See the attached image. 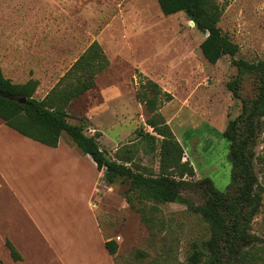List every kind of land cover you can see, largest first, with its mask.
Returning a JSON list of instances; mask_svg holds the SVG:
<instances>
[{
    "label": "rangeland",
    "instance_id": "374dc122",
    "mask_svg": "<svg viewBox=\"0 0 264 264\" xmlns=\"http://www.w3.org/2000/svg\"><path fill=\"white\" fill-rule=\"evenodd\" d=\"M218 1L223 10L217 25L238 50L211 64L199 49L204 33L183 11L163 14L156 0H0V52L7 51L0 55V69L15 82L38 79L34 96L41 98L96 40L108 65L95 75L92 88L66 106L67 120L83 124L88 134H102L99 143L109 158L127 159L126 165L157 173L158 148H151L141 135L151 131L145 123L149 112L135 97L145 75L173 96L159 110L181 142L182 160L193 168L185 178L209 177L225 191L231 163L222 131L240 113L241 100L255 96L257 86L256 76L244 73L240 98H234L226 86L237 77L230 60L255 63L264 58V0ZM253 152L254 172L264 186V117L258 120ZM30 192L34 194H26ZM182 194L193 203L204 198L194 186ZM93 200L104 237L118 245L114 264H189V244L209 235L207 223L185 204L154 202L127 180L100 181ZM15 204L8 191L0 189V213L7 209L16 215L11 232L24 261H11L5 241H0V264H58ZM38 214L43 225L51 222V212ZM251 232L264 237V192ZM70 248L73 261L83 255L80 248Z\"/></svg>",
    "mask_w": 264,
    "mask_h": 264
},
{
    "label": "trees",
    "instance_id": "16d2710c",
    "mask_svg": "<svg viewBox=\"0 0 264 264\" xmlns=\"http://www.w3.org/2000/svg\"><path fill=\"white\" fill-rule=\"evenodd\" d=\"M156 1L163 14L183 11L197 29L207 32L199 43L207 62L214 64L223 55L234 56L237 52L238 45L222 34L217 25L223 10L218 0ZM108 62L100 45L92 40L41 98L34 96L37 79L14 82L0 70V119L22 135L48 146H56L60 133L65 132L84 154L90 156L96 168L103 170L106 182L127 180L145 198L158 203H182L199 214L207 223L209 235L189 244L186 257L189 264L263 262L264 237L251 232V221L259 210L264 192L253 168L258 120L264 117V58L255 63L242 58L230 60L237 69V77L226 86L234 98H240L239 79L244 73L254 74L257 86L255 96L241 100L240 113L230 119L222 131V136L229 141L231 163L230 183L225 191L216 188L209 177L195 181L185 178L193 174V168L188 160H182L183 148L159 110L173 96L145 75L139 79L135 97L149 112L145 123L151 131L141 135L151 148H158L157 173H146L126 165L127 159L118 162L109 158L98 141L99 132L87 134L83 124L67 120L66 106L93 87L95 75L104 70ZM21 97H25L22 103L17 101ZM192 186L202 190L201 203H193L182 194L183 189ZM146 220L151 221V218ZM5 244L12 259H20V254L8 240ZM104 246L111 255L118 247L107 237H104Z\"/></svg>",
    "mask_w": 264,
    "mask_h": 264
},
{
    "label": "crops",
    "instance_id": "0c3cea01",
    "mask_svg": "<svg viewBox=\"0 0 264 264\" xmlns=\"http://www.w3.org/2000/svg\"><path fill=\"white\" fill-rule=\"evenodd\" d=\"M0 55H7L6 49ZM63 134L66 133H60L56 146H48L22 135L0 119V189L8 191L58 264H114L104 246V229L93 200L98 183L104 181L103 171ZM101 147L106 146L102 143ZM39 210L52 213L48 225L39 221ZM15 218L7 209L0 213V241L8 240L18 250L20 259L11 261L21 263L24 254L11 232L12 225L17 224ZM73 246L83 254L74 261Z\"/></svg>",
    "mask_w": 264,
    "mask_h": 264
},
{
    "label": "water",
    "instance_id": "95a60500",
    "mask_svg": "<svg viewBox=\"0 0 264 264\" xmlns=\"http://www.w3.org/2000/svg\"><path fill=\"white\" fill-rule=\"evenodd\" d=\"M191 23H193L192 21H191ZM207 34V32H204V35H206ZM24 100H25V97H21V98H18L17 99V101H19V102H24Z\"/></svg>",
    "mask_w": 264,
    "mask_h": 264
}]
</instances>
